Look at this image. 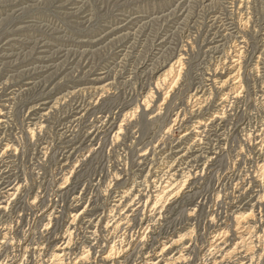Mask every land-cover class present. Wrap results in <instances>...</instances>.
I'll return each mask as SVG.
<instances>
[{"label": "clouds", "instance_id": "9594fccd", "mask_svg": "<svg viewBox=\"0 0 264 264\" xmlns=\"http://www.w3.org/2000/svg\"><path fill=\"white\" fill-rule=\"evenodd\" d=\"M69 2L36 0L33 7L59 8ZM240 2L246 5V10H232L231 19L224 24V38L248 37L241 45L246 49L244 87L237 80L240 75L236 71L239 63L230 65L236 73L232 78L236 83L229 84L226 95L220 94L222 99L217 103L219 119L213 115L205 121L206 126L197 132V140L187 148V151H198L209 175L205 176L200 171L197 157L187 162L181 161L180 167H176L171 164L167 154L163 157L159 155L165 142L180 128L182 120L173 128L162 129L158 133L155 140L160 147L148 142L152 158L145 156L143 161L136 154L140 150L135 148L139 143L135 137L141 133L132 130L129 151L125 152L121 146L113 147L111 154L101 157L95 170L81 179L83 186L70 193L69 208L84 205L83 213L72 216L56 208L46 219L38 220L47 211L37 204L45 192L37 190L35 198L31 199L24 195L23 206L17 207L15 201L23 194L12 189H28L29 179L32 183L43 184L39 173L49 157L42 154L30 169L37 173L36 176L26 178L19 186L13 182L12 189L0 188V264H264V179L257 175V170L264 168V73L257 75L254 67L257 53L264 66V0ZM119 3L137 6L127 12H118L116 5ZM224 6L225 9L230 8L231 0H224ZM85 8L87 11H84ZM105 8L101 15L100 10ZM184 10L185 5L179 0H103L100 9L95 7L94 0H78L71 10L54 20L50 18L35 25V28L49 35L58 33L57 39L71 40L73 43L66 47L54 46L48 51L45 45L52 42L38 36L25 39L29 45L27 47L7 54L0 53V128L9 125L16 128L21 152L31 138L34 139V146L43 145L41 153L55 154L53 140L48 138L51 135L50 126L68 107L65 96L69 98L68 103H74L82 95V90L76 85L87 82V77L96 72L95 65L101 61L95 53L106 47L112 50L101 74L108 80V87L104 91L106 98L112 101L119 100L120 95H131L136 101H141V93L148 92L155 77L165 70L166 65L159 67L155 73L147 66L136 71L139 61L131 58L134 52L128 58L121 54L120 39L115 32L120 31L121 37L127 39L121 25L131 29L144 21L139 29V32H143L161 21L173 17L179 19L178 14ZM81 13L83 16L77 22V32L96 33L97 26L101 24L103 30L91 38L76 35L64 18L80 16ZM112 14L115 19L106 22V18ZM236 17L240 18L239 24ZM12 22L0 27V31L7 29ZM20 26L22 31L33 27L25 23H20ZM192 38L195 39V36ZM183 39L182 30L169 33L164 37L165 43L158 41L156 54L172 62ZM196 43L199 45L198 40ZM160 49L165 51L160 53ZM199 52L198 47L190 55H199ZM5 55L7 58H4ZM33 58L37 62L29 63ZM185 63L188 64L185 80L192 79L195 84L191 60L186 59ZM37 73L43 75L38 80L32 79ZM25 81L28 87L23 86ZM136 85H140V88L137 89ZM184 87L185 83L181 81L178 90ZM204 87L201 84V88ZM57 88H61L59 93H64V96H58L56 102L49 106L51 99L46 97ZM66 88H76L75 95L65 92ZM85 91L91 93L92 103H95L97 93L91 88ZM212 100L213 96L209 93L204 103ZM112 107L117 105L113 104ZM33 109L40 111L39 118L35 113L28 116ZM98 127H105L104 122ZM237 128L241 130L239 136L234 135ZM31 129L35 130V137H30ZM198 129L200 123L189 131ZM128 131L125 129L126 135ZM3 139L0 136V141ZM140 154L143 155L142 152ZM4 156L5 153L0 152V157ZM97 157H100V153L94 152L93 158ZM218 160L222 161L219 167L215 166ZM141 164L144 168L151 165L146 179L138 178L143 174ZM76 171L80 172L79 169ZM130 171L135 175L130 177ZM165 171L166 179L170 182L177 172L190 171L193 173V183L184 189L182 196L172 201L163 217L154 214L145 225L137 210L142 200H135L132 204H127V201L137 193L154 196L156 189L151 175L155 174V183H159L160 175ZM66 175L62 173L51 181L54 186L47 191L49 200L62 197V189L68 190ZM197 176L202 179H196ZM121 177L123 180L117 183ZM57 180L60 183H56ZM146 183L153 186L151 192L145 187ZM129 185L136 191H129ZM202 186H206V191H202ZM121 196L126 199L122 201ZM202 201L205 202L203 207ZM193 205L200 208L199 213L193 209ZM121 207H124L123 213H120ZM95 209L102 210L93 214ZM109 210L112 216L108 215ZM25 215L27 222L22 224L21 219ZM114 216L118 219H113ZM118 222L121 227H117ZM209 222L214 227L206 235L204 225ZM215 233H219V237L213 240L211 237ZM53 241H57L58 245Z\"/></svg>", "mask_w": 264, "mask_h": 264}, {"label": "rangeland", "instance_id": "374dc122", "mask_svg": "<svg viewBox=\"0 0 264 264\" xmlns=\"http://www.w3.org/2000/svg\"><path fill=\"white\" fill-rule=\"evenodd\" d=\"M57 2L62 3V0H57ZM35 3L36 0H0V27L9 21H13L7 29L0 31V53L7 54L15 52L20 47H27L29 45L25 43V39L30 40L38 36H42L44 39L52 42L49 45H45L48 51H51L54 46L63 45L66 47L73 43L71 40L57 39L58 33L49 35L47 32L35 28V25L50 18L54 20L63 12L71 10L78 3V0H70L68 4H64L63 7L59 8L55 6L33 7ZM101 3H103V0H94L97 9H100ZM179 3L185 5V10L178 14L179 19L173 17L170 20L161 21L160 24H153V27L151 26L143 32H139V29L145 23L144 21H141L131 29L121 25L122 31L128 37L127 39L121 37L120 31L115 32V36L120 39L121 54L126 55L125 58H128L129 54L134 52L131 58L139 61V67L136 69L138 72L147 66L148 69L155 73L159 67L166 65L165 69H167L171 63L180 59L179 66H177L178 64L175 65L174 78L169 80L170 82L166 81L160 84L157 81V75L153 81V86L148 89V92L146 94L141 93V101H136L135 97L131 95H120L119 100L109 101L104 94L105 88L108 87V80L101 75L103 73V64L107 62L112 51L106 47L95 53L96 58L101 61L100 64L95 65L96 72L91 73L87 77V82L76 85L77 88L82 90V95L74 103H68L69 98L65 96L64 100L68 104V107L50 126L51 135L48 138L53 140L55 154L53 152L41 153L43 145L34 146V139L31 138L24 145L21 152L17 143L16 128L11 125L6 128H0V136L4 137L0 141V152L5 153L4 157H0V188L7 187L12 189L13 182L19 186L25 182L26 178L36 176L37 173L30 171L34 162L38 161L42 154L49 157L46 160V166L42 167L39 173L43 179V184L39 182L32 183L29 179L30 186L28 189H19V187L12 189L13 191H20L23 194L18 196L15 201L17 207L23 206L24 195H27L30 199L35 198L36 191L40 190L45 192V196L37 200V204L41 208H46L47 211L41 217H38V220L46 219L56 208H60L61 212L72 216L80 215L84 212V205H78L77 208L70 209V193L83 186L81 179L95 170L96 164L101 157L110 155L112 148L115 146H121L125 152H128L129 145L132 144L131 132L135 130L141 133L135 137V140L139 142L135 145V148L140 150L136 154L140 156L141 161L145 159V156L151 159L152 150L147 147L148 142L151 141L154 147H160V144L156 143L155 140L158 133L162 129L173 128L181 120L182 124L180 128L175 130V135L165 142L163 150L159 155L163 157L167 154V158L171 160V164L176 167H180L181 161L187 162L193 157H197L200 160V171L204 172L205 176L209 175L208 168L203 166V158L199 157L198 151H187V148L188 145L193 144L197 140V132L206 126L205 121L209 120L213 115H217V119H219L217 103L222 99L220 94L226 95L229 91V84L232 83L234 85L236 83L232 79L236 73L231 70L230 65L239 63L236 71L240 75L237 80L242 88L244 87L246 49L241 45L248 37L243 36L227 40L224 38V24L231 19L233 9L246 10V5L240 2V0H231V7L228 9H225L224 0H179ZM136 6L133 3H119L116 5V10L118 12H127ZM84 11H87V8ZM104 11H106V8L100 10L101 15H103ZM82 16L83 13L80 16L70 15L64 18L71 24V31L75 32L76 35L91 38L94 34H98L99 31L103 30V24H101L97 26L96 33L77 32L76 25ZM113 19H115V15H109L106 18V22ZM20 23L32 25L33 27L22 31ZM236 23H240L239 17H236ZM178 30L183 31L184 39L176 50L175 60L169 63L166 57L162 59L160 55L156 54L158 41L159 43H165L164 37L168 36L169 33L174 34ZM193 36H195V39L192 38ZM169 38L171 39V37ZM197 40L199 41V45L196 43ZM198 47L200 49L199 55H190ZM164 51L165 49H160V53ZM4 58H7V56L5 55ZM186 59L191 60L195 84L192 79L185 80V73L188 70V64L185 63ZM260 61L261 57L257 53L254 62L257 75L264 73V66H262ZM31 62L37 61L33 58V61L29 63ZM222 66L223 70H221ZM42 75L43 73L34 74L32 79L38 80ZM181 81H184L185 87L183 90H178ZM201 84H204L205 87L201 88ZM23 86L28 87V82H23ZM49 87H51V84H49ZM101 87L103 90L98 91L95 89ZM136 87L139 89L140 85H136ZM89 88H92L97 93L95 103H92L93 97L91 93L85 91ZM60 90L61 88L53 89V92L48 94L46 98L51 99L49 106H51V103L56 102L58 96H64V93H59ZM65 92H71L75 95L76 88H66ZM209 93L212 94L213 100L205 104V97ZM56 94L58 95L55 96ZM109 95H111L110 91ZM113 104H116L117 107H112ZM29 107H31V104H29ZM109 109H111V112ZM189 112L191 113L190 115ZM33 113H35L37 118L40 117V111L37 109L28 112V116H32ZM101 122L105 124V127L102 129L98 127L101 125ZM197 123H200V129L196 132L189 131ZM45 126L48 125L45 124ZM125 129H129L127 135ZM240 132L241 130L237 128L234 135L239 136ZM35 135V130L31 129L30 137H35ZM249 135L251 136L252 134L249 133ZM7 146H12V149L7 150ZM94 152L100 153V157L94 159ZM141 152L143 155L140 154ZM113 159H115V156H113ZM221 163L222 161L218 160L215 162V166L219 167ZM141 168L143 169V174L138 178L146 179L151 165L148 168H144L141 164ZM77 169L80 170L79 173H77ZM173 171H175L174 168ZM62 173L67 174L65 180L69 185L68 190L64 191L62 189V197L57 196L56 199L49 200L47 191L54 186L51 181L55 176H60ZM133 175L135 173L130 171V177ZM154 175H151V180L156 189L154 196H141L137 193L132 196L131 200L127 201V204H132L135 200H142V204L137 210L145 225H147L148 218L154 214L163 217L164 212L169 209L172 201L182 196L184 189L193 183L192 172H177L171 181L172 184H175L173 185L174 191L162 194L166 182H170L166 179L167 172L165 171L160 175L159 183H155L156 175ZM257 175L260 179H264V168L258 169ZM196 179L202 178L197 176ZM121 180H123V177L117 183H120ZM56 183H60V181L57 180ZM145 187L149 192L153 190L151 184L146 183ZM129 191L135 192L136 190L132 189L129 185ZM202 191H206V186H202ZM157 195L162 196L161 202L156 201ZM120 199L123 201L126 198L121 196ZM210 202L209 200L208 203ZM204 203V201L201 202L202 207ZM193 209L197 213L200 212V208H196L194 205ZM101 210L95 209L93 210V214ZM123 212L124 207H121L120 213ZM108 215H113L111 210H109ZM221 216H223V213H221ZM113 219H118V217L114 216ZM26 222L27 215L21 219L22 224ZM104 222L111 223V221ZM173 223H175V220H173ZM117 227H121L119 222L117 223ZM212 227L214 225L211 222L204 225V229L207 230L206 235L211 233ZM217 237H219V233L213 234L211 238L215 240ZM53 243L58 245L57 241H53Z\"/></svg>", "mask_w": 264, "mask_h": 264}, {"label": "bare ground", "instance_id": "6f19581e", "mask_svg": "<svg viewBox=\"0 0 264 264\" xmlns=\"http://www.w3.org/2000/svg\"><path fill=\"white\" fill-rule=\"evenodd\" d=\"M215 22V21H214ZM153 27V26H152ZM177 29V28H176ZM223 31V30H222ZM217 33V32H216ZM222 39V38H221ZM125 44V43H124ZM186 55V54H185ZM126 56V55H125ZM179 62H180V59H177L175 62L171 63L170 66L165 69L163 72H161L158 77H157V81L161 83H165L166 81H169V80H172V78H174V74H175V65L179 66ZM154 65V64H153ZM177 73V72H176ZM179 74V73H178ZM180 75V74H179ZM107 80V79H106ZM170 82V81H169ZM172 82V81H171ZM226 83V82H225ZM217 84V83H216ZM157 86H158V83H157ZM156 86V87H157ZM92 89V88H91ZM97 89L98 91L99 90H103V88H95ZM172 93V92H171ZM130 97V96H129ZM197 99V98H196ZM98 100V99H97ZM189 100V99H188ZM147 101V100H145ZM144 101V102H145ZM146 103V102H145ZM202 106V105H201ZM205 107V106H204ZM130 108V107H129ZM133 109V108H132ZM127 114V113H126ZM177 114V113H176ZM1 119V118H0ZM135 119V118H134ZM94 123V122H93ZM129 124V123H127ZM120 127V126H119ZM196 132V131H195ZM124 133V132H123ZM129 134V133H128ZM99 135V134H98ZM89 136V135H88ZM118 137V136H117ZM106 138V137H105ZM192 138V137H191ZM93 139V138H92ZM189 140V139H188ZM116 142V141H115ZM147 143V142H146ZM177 143V142H176ZM12 149V146H7V150H11ZM14 150V148H13ZM182 156V155H181ZM175 159V158H174ZM204 169V168H203ZM155 176V175H154ZM189 178V177H188ZM169 181V180H168ZM168 183V184H167ZM177 184V183H176ZM175 184H172L171 182H166V185L163 187V193H167V192H172V190L174 191V186ZM158 188V187H156ZM161 197L162 196H159L157 195L156 198H157V202L161 200ZM170 199V198H169ZM161 202V201H160ZM156 203V202H155ZM157 205V204H156ZM122 211V210H121ZM145 224V223H144ZM147 224V223H146Z\"/></svg>", "mask_w": 264, "mask_h": 264}]
</instances>
